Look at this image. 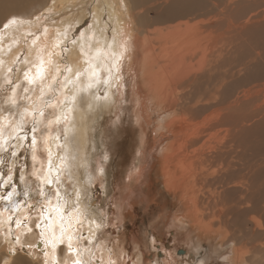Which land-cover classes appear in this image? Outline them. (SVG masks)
Returning a JSON list of instances; mask_svg holds the SVG:
<instances>
[{"label":"bare ground","instance_id":"1","mask_svg":"<svg viewBox=\"0 0 264 264\" xmlns=\"http://www.w3.org/2000/svg\"><path fill=\"white\" fill-rule=\"evenodd\" d=\"M145 2L146 0H134L132 4H129L128 0H0V85H3L5 88L13 86L5 84V77L10 78L14 83L20 84V87L16 89V94L17 103L22 106L20 108L21 111H23V107L28 105H25L22 99H18L24 95L23 88L25 87L35 89L30 94L31 99L26 100L31 105L32 110L30 113L34 107L35 109L42 108L45 102V96L42 99L40 98V82L37 81L35 85H29L23 77V70L31 67L34 73L35 66L39 63L40 59L45 61L46 70L59 68L63 72L66 66L72 69L71 72L66 73L67 76L71 77L72 82L67 84L63 89H56L57 100L61 103L55 108V112L56 115L61 117L66 115V119H62L61 122L64 125L66 124L67 127H71L69 126L70 124H76L79 127L78 131H82L84 136L80 137L81 142H71L72 138H70V142H65V133H63L58 135V141H54L52 131H45L41 127V131L44 132V140H38V142L43 143L46 154L48 149H51L52 158L57 167L60 165L59 157H63L64 167L60 175L61 193L65 199L78 206L86 218L94 222L88 235V239L92 241L91 244L87 245L88 251H84L86 241L79 243L82 258L90 259L91 264H97L98 261L99 264H119L120 259L125 260L129 256L134 257V262L131 261L132 259L130 260L134 264H173L172 261L177 264L180 262V260L178 261L175 257H172L171 250V252L163 250L165 235L159 241L160 249L163 250L162 253H165L164 255L162 253H150L146 249L144 251L143 242L142 240L140 241L135 230L129 233L126 232L124 233L125 235H120L119 238L114 240L112 245L100 243L98 229L105 227L107 218L96 214L94 206L89 202L92 195L87 193L89 191L83 188L84 184L81 186L77 185L74 188L72 184L74 182L69 180L74 178L76 181H79L78 179H91L92 176L90 177L89 174L85 176V170L94 164L101 166L100 159H96L97 156L92 155L93 151L100 147L101 142H98L97 139L100 135L101 137L103 136L105 141L103 145L106 148L100 150L101 152L99 153H103V155L107 154L108 148L111 147V143L109 142L110 129L112 130L116 126L120 128L121 119L124 120L122 109L126 101L129 108H131L130 106L133 107L132 104L136 96L141 101L139 117L137 115L138 118L136 116L134 118L131 112L129 114V123L130 121L132 123H139L140 117L143 120L142 125L139 126V130L131 132V134H134L135 142H130L128 150L129 152L135 151L139 155L138 160L141 163L142 170L141 172H135L126 176L130 180L129 182L126 183L124 181L121 187L117 185V189L114 185L111 193L107 192L108 195L110 194V200H108L107 204L115 199L111 210L108 208L110 215L117 216V220L121 222L122 218L132 217L133 212H136L137 203L151 202L153 205L156 202L152 193L148 199H143L141 195L144 192L143 189H151L150 184L152 183L149 180L150 172L145 171L150 162L145 163L146 159L144 155L148 154V148L143 142L144 138L147 137V130L143 123L147 124L149 120L147 118L149 116L147 109L149 103H151L150 99L157 100L159 109L165 114L164 118H161L157 122L156 128L152 129L151 134L154 135L158 133L159 128L170 129L171 132L174 128L173 119L177 115L176 110L188 107L195 98L202 99L201 95H207L208 100L216 101L217 103V98H219L218 103L223 104L229 90L226 88L223 80H220V72L219 75L217 74L218 81L213 83L211 87L205 88L202 93L198 92V88L200 87L199 82H201L199 79L207 77L211 71L204 69L217 59V55L214 54V50L212 49L215 47V40L218 38L213 37V35L210 36V34L208 38L203 37L208 28L211 29L216 25L215 20L199 21L198 24L192 25L193 27L191 28L185 24L186 28L182 27L183 29L172 25L175 28L171 29L170 26V34L163 33V30L150 31L143 25L142 18H139L135 14L136 8L138 6L144 7L143 4ZM27 10H31L26 16L29 18L23 20L13 18V16L19 17L18 14L27 12ZM192 11H194V8H187L188 13H185L186 17H190L186 21L188 24L193 17L191 16ZM10 15H12L10 19H15V22L8 24V27L5 28L4 25L8 21L6 17ZM3 16L5 19L2 18ZM201 16L205 15L201 14ZM220 16L221 14L219 18ZM231 27L233 36L237 35V39L239 40L244 39L242 38V34L244 36V33H239L241 30L239 27L234 24ZM198 29L203 34V38L199 37ZM141 34L143 39L140 37ZM248 34V40H250V32ZM152 35H155L157 38H152ZM217 43L221 44V41H217ZM227 46L229 47V45ZM239 49L237 48V50ZM219 51L221 50L219 49ZM248 51L251 52L250 50ZM249 52L248 54H250ZM112 54L118 57L119 67L118 69L113 67L110 78L107 75V70L110 66L116 64V61L112 58ZM245 54L247 55V52ZM241 55L246 56L244 54ZM262 55L260 51L256 52L254 50L255 59H260ZM225 59L224 61H226ZM237 61L240 62L242 60ZM163 62L165 65L162 67ZM243 63L246 62L243 61ZM224 64L222 61L219 66L214 67L212 73L222 70L220 66ZM236 65L242 66V64L239 65L238 63ZM90 68L95 69L97 76L95 77L96 82L92 83L91 87H88V84L92 82L91 73L89 72ZM8 69H12L13 71L9 72ZM77 69L84 73L79 79H76L73 75ZM247 71L248 73L251 72ZM242 74L244 75V72ZM52 75L56 76L61 82L65 78L63 75H58L54 70L52 71ZM246 75L248 77V74ZM249 77L250 83L252 77ZM195 79L197 80L195 81ZM130 80H135V84L131 85ZM187 83H190V87L187 86ZM50 84L52 88H56L53 81L46 80L44 83L45 92L50 91L52 93L49 89ZM5 90L3 89V91ZM182 93H185V95L181 96ZM178 94H181L179 95L181 96L180 98L186 99L182 104L178 99ZM0 97L3 100L4 94H1ZM88 98L90 100L87 106L85 102ZM228 98L230 99L228 100L227 108L224 110H221L223 109L221 108V111L217 113L213 112L214 115L212 116L211 114L208 119L204 120L198 130L182 128V131H180L174 128L175 130L171 132L178 142H169V144L176 143L180 150H185L195 144L193 136L197 139L214 127H228L223 129L225 143H223L218 152H213L214 154L209 153L207 156L199 154L195 157L200 165H218L216 172L211 169V171H214L211 174L212 176L210 175L211 177L206 178L209 176L208 171L199 173L198 175L201 177H197L198 175L196 171L194 172V168L191 171L194 172L192 177L180 176L178 178L176 176L177 179L175 178L173 183L169 175L165 177L164 181H167V185L162 193L171 199H174L176 194L182 199L185 197L187 199V202H183L186 205L187 212H185L186 220L183 218L182 223L192 227V229L195 226L202 230L200 236H196V240L192 239L191 234L188 232H186L183 239L177 240L175 238V241L173 240L176 242L175 244L180 242V245L186 249L183 252L180 251L183 255L187 254L185 258L181 259L183 260L182 264H220L218 262L219 254L214 252L209 253V249L206 250L208 251L207 254L209 253L208 258H196V255H199V251L201 250H199L201 242L211 237H217L220 240V247H223L228 242L233 244L231 249L232 257H229L232 264H264V158L247 156L245 153L248 151L243 150L241 144V135L244 131L248 130L246 123L256 118L264 119V83L254 85L245 91L243 100H239L238 95L234 96V92H231ZM100 100L103 103L102 107L104 109L108 107V111H110L108 119L107 115L103 114V108L94 106ZM160 100L165 103V106L161 104ZM65 103H68L69 107L73 106V109L66 108ZM91 104L94 107L91 108ZM199 105L196 104L198 108ZM2 106L5 109L8 107L6 103ZM79 106L81 107L80 109ZM83 106L85 110L81 111ZM94 108L97 110L95 114L92 111ZM205 108H208V105ZM165 109L166 112H164ZM49 111V108H45L46 116L50 114ZM231 111H233L234 115L229 114ZM226 112L228 114H224ZM13 113L14 115H12ZM12 114L10 116L7 110L0 112V125L7 127L9 119H18L15 110L12 111ZM134 114L136 113L134 112ZM91 115L94 121L90 119ZM190 115H192V112H189L187 116ZM50 118L54 119L55 117ZM106 131L107 133L105 134ZM121 132H125V129L122 128ZM191 133H193V136ZM36 135L39 137L40 132L38 131ZM71 136L73 137V135ZM161 138L163 140L164 137ZM29 143L30 138L22 140L20 146L15 149L17 157L12 158V161L8 162V167L13 169L14 182L17 184L18 191L22 190V185L19 182L21 167H23L26 179L29 178L28 174L32 169V151H27ZM158 143L160 145L165 144L164 142ZM56 144L62 147H57L55 146ZM11 150L10 148L9 151ZM170 152L172 151L169 150L168 153L170 154ZM161 157L164 160L168 158L165 155L157 156V158ZM78 163H82L81 170L83 175L80 178H78L80 173L77 171ZM46 165L47 163H45ZM0 171L6 172V169H0ZM156 176L161 178L159 175ZM229 185H234V187L230 188ZM203 186H207L209 190L201 192L202 188H204ZM7 190L10 189H0V191ZM84 191H87L86 194H83ZM32 195L35 194L32 193ZM85 196H87L85 198L87 199V203L83 204L82 200ZM71 198H74V200H71ZM17 199L23 198L17 197ZM26 214L27 209L22 206L21 218ZM2 217L3 215L0 216V220ZM133 218L136 219L135 216ZM4 222L0 221V228L6 227L4 226ZM96 224L100 227L97 228ZM175 225L170 223L168 227H174ZM18 231L23 239L25 235L22 233L26 234L27 229ZM85 231H88L87 221H85ZM149 235L151 236V242H155V237L157 239L161 237L157 227H153ZM114 236L115 234L112 237ZM28 238L34 239L32 235H28ZM3 240L4 236L0 233V242ZM125 240L126 244L124 243ZM149 245L153 249L156 246L154 244ZM58 252L59 257L62 256L64 258L67 255L64 246H61ZM193 255H195V258H193ZM5 259H8L9 264H11L10 257H5ZM72 259L73 257L69 255L66 264H72ZM227 259L224 256L222 262H227Z\"/></svg>","mask_w":264,"mask_h":264},{"label":"rangeland","instance_id":"2","mask_svg":"<svg viewBox=\"0 0 264 264\" xmlns=\"http://www.w3.org/2000/svg\"><path fill=\"white\" fill-rule=\"evenodd\" d=\"M254 1L255 0H233V1L232 0H146V2L143 4L144 7L138 6L136 8L135 14L138 15L139 18H142L143 25L145 27H147L148 30H150V31L151 30H161V31L163 30L162 32L166 33V34H170V31H169L170 26H171V29L175 28V27H172V25L176 26V27L178 26L180 28H182V27L184 28L185 24H187V27L190 26L189 28H191L194 26V24L195 25L198 24L199 21L205 22V21H209V20H213V21L215 20L214 22L216 25L213 26L211 29L208 28L205 31L204 36L201 33V31L198 29V32H199L198 35L200 38H203V37L208 38V35L210 34V36L213 35V37L219 39V40L218 39L215 40V42H216V43L214 42L215 47L212 49V50H214L213 51L214 54L217 55V59L215 62L211 63L210 65H208L204 69V70H211V71L207 77L199 79L201 82H199L200 87L198 88V92L202 93L205 90V88L211 87L213 83L218 81L219 78L217 77V74L219 75V73L221 72L220 80H223V83L226 84L225 85L226 88L229 89L227 92L226 98H225L226 100L223 104H221V103H218L219 98H217L218 101L216 103V101L208 100L207 95H205V96L201 95L202 99L195 98L191 102V105H189L188 107H183L180 110H176L177 115L173 119V122H174V128H176L177 130L182 131V128H185L187 130L190 128L198 130L204 120L208 119L211 114H212V116L214 115L213 112L217 113V112H220L221 110H224L225 108H227V103L229 102L228 100L231 98L230 97L227 99V97H228V95L231 94V92L232 93L234 92V96L238 95L239 100L240 99L243 100L245 91H247L248 89H250L254 85L264 83V74H263L264 73V67H263L264 66V0H256L255 2ZM213 6H215V7H213ZM187 8H194V11H192L193 13L191 14V16H193V17L189 21L190 22L189 24L186 21L190 17L189 18L186 17L187 15L185 14V13H188ZM30 11L31 10H27V12H23V13L18 14L19 17L13 16V18H15L17 20H19V19L23 20V19L29 18L26 16L30 13ZM201 14H204L205 16L202 17ZM220 14H221V16L219 18ZM6 15H8V14H6ZM4 16L2 18H4ZM252 16H253V19H252ZM10 18H12V15L6 17V19H8L7 23L9 22V20H12ZM15 19H13V20H15ZM233 24L241 29L239 31L240 34L244 33V36L242 34V38H244V39L239 40V39H237V35L233 36V33H232L233 30L231 29L232 28L231 26ZM253 28H255V29H253ZM204 29H206V28H204ZM251 29H252V34H251ZM212 30H213V32H212ZM249 32H250V40H248V38H249L248 33ZM205 34H207V35H205ZM140 37L143 39L142 34L140 35ZM226 37H228V38H226ZM152 38H157V37L155 35H152ZM223 38H225L226 40ZM245 38H247V39H245ZM217 41L218 42L221 41V44L217 43ZM143 43H144V40H143ZM216 44H217V46H216ZM227 45H229V47ZM231 48H234V49H231ZM237 48L238 49L240 48V49L237 50ZM148 49H150V48H148ZM219 49L221 51H219ZM223 49L225 50V52ZM248 50H250L252 52V54ZM254 50L256 52L260 51V53L263 54L260 59L254 58ZM229 52H231V53H229ZM235 52H238V53L235 54ZM246 52H247V55L245 54ZM248 52L250 54H248ZM231 54H232V56H230ZM239 54H240V56H239ZM241 54H244L246 56H243ZM237 55L239 56V58ZM219 56L223 57L224 59L226 58L225 59L226 61H224V59L220 58ZM240 59L242 61H240ZM249 59H251V60H249ZM220 60H222L223 63H225L224 64L225 66L221 65L220 67L222 68V70H218L219 72L216 71V72L212 73L214 67L219 66V64L222 62ZM237 60H239L240 62H238ZM243 61L246 63H243ZM237 63L239 65L242 64V66L236 65ZM255 64H256V66H255ZM163 65H165L164 62L162 63V67H163ZM13 67L14 66L12 64V68ZM231 67H235V68H231ZM246 69L249 70V72L251 71L250 72L251 75H249L250 73H248V71ZM254 69H255V71H254ZM253 71L256 74L252 73ZM243 72H244V75L242 74ZM246 74H248V77L250 76L249 78L252 77V79L250 80V83H249L248 77H246L247 76ZM132 75H134V74H132ZM209 78H211V79H209ZM213 78H214V80H213ZM253 78H254V80H253ZM197 79H198V77H197ZM197 79H195V81ZM129 82L131 85L135 84V80H130ZM187 86L190 87V83H187ZM5 91H3V89H0V95L4 94ZM48 92H45L46 93V95H44L45 101H50L52 104H55L56 100H57L56 91H55L54 97H53V93H50V91H48ZM200 93H198V94H200ZM133 94H134V88H133ZM179 95H181V94H178V96ZM184 95H185V93H182L181 96H184ZM181 96H179L178 99H179L180 103L182 104V102L186 99L180 98ZM18 99H20V98H18ZM0 100H1V97H0ZM89 100H90V98H88L87 101L85 102V104L87 106L89 105V104H87L89 102ZM150 100H151V103H149V107L147 109L148 114H149V116L147 118H149V120H148L147 124L143 123L144 127L147 130V137L144 138L143 142H144V145H146L148 148V154L144 155V158L146 159L145 163L150 162V164H148V166L146 167L145 171L150 172L149 180L152 183L150 184L151 189H149V188L146 190L143 189L144 192L141 195H142L143 199H148V198H150L151 193H152V195L155 197V200H156V202L153 205L151 202L150 203L140 202L139 204L137 203L136 212L135 211L133 212L132 217L126 218V219L122 218V222H121V221L117 220V216L110 215V210L113 206L112 204L114 203L115 199H114V201L112 200L107 204L108 200H110L109 199L110 194L108 195L107 192L109 191L111 193L114 185H115L116 189H117V185L119 187H121V185L123 184L124 181L126 183L130 181L127 179L126 176H128L132 173H135V172H141V170H142L141 163H139V160H138L139 155H137V153L135 151L129 152V150H128L130 142H135L134 141V134H131V132L134 130L135 131L139 130V126L142 125V120H143L140 117L139 123H136V122L132 123L131 121H130L131 124L129 123L130 112L134 116V118H135V116L137 117V115H138V117H139V115H140L139 112H140L141 101L138 99L137 96L135 97L134 102L132 104L133 107L130 106L131 108H129L127 101H126V104L122 109V114H123L124 120L121 119L122 123H121L120 128L118 126H116V127H114V129H112V130L110 129V133H109L110 140H109V142L111 143V147L108 148L107 154L103 155V153H99V152H101L100 150H104L106 148V146L103 145V143H105L103 136L101 137V135H100V137L97 139V141L101 142L102 144L100 143V145H99L100 147L96 148L93 151L92 155H96L97 156L96 159H98V158L100 159L99 161H101V166H96V164H94L90 168L85 170V172H84L85 176L89 174L90 177L92 176L91 179L90 178L88 180L78 179L83 175L82 170H81L82 163H78L77 164V166H78L77 171L80 173V175L79 176L77 175L78 176L77 179L79 181H76L75 178L69 179V180L74 182V183H72L74 188H76L77 185L81 186L82 184H84L83 188L88 190L89 192H87V191L86 192L89 193L90 195H92V198L90 199L89 202L94 206L93 208L96 210V214H98L99 216H103V217L107 218L105 227L98 229L99 230L98 236H99V242L100 243L112 245L114 243V240L116 238H119L120 235H125L124 233H126V232L129 233V232L135 230L140 241L142 240V242H143L142 244L144 245V248H143L144 251L146 249V251H148L150 253H157L158 254V253H162L163 250L164 251H170L171 250L172 252L171 251L170 252H171L172 257H175L178 261L180 260V262H178L177 264H182L183 260H181V259L185 258L187 254L183 255L180 253V251L182 252L186 249H185V247L180 245V242L178 244H175L176 242H174L175 241L174 239L176 238L177 240L178 239L181 240L186 235V232H188L191 234L192 239L194 238L196 240V238L200 236V233L202 232V230L195 227V226L192 229V227L182 223L183 218H184V220H186L185 212H187V208H186V205L183 204V202H185V201L187 202V199H186V197L184 199L180 198L178 196V194H176V196H174V199H171L167 195H164L162 193V191H164L166 189V185H167V181L166 182L164 181L166 179L165 177L167 175H169L170 179L172 180V183L174 182L176 176L178 178L180 176L192 177V175L194 174L195 171H196L197 175L201 172L204 173L205 171H208L209 176H207L206 178L211 177L212 176L211 174H213L214 171L216 172L218 170L217 169L218 165H214V166H212V165L208 166L207 164L200 165V163H198V161L195 159V157H197L199 154H204L205 156H207V154H209V153L218 152V150L223 145V143H225V139H224L225 133H224L223 129L225 127L226 128H228V127L227 126H225L224 128H223V126L222 127H214L212 129H210L209 132L199 136V138H197V139L194 138L193 133H191L193 136V139L195 141V144L192 147L186 148L185 150H180L176 143L169 144V142H178V140L174 137L173 133H171L173 130H175L174 128L172 129L171 132H170V129L166 130L165 128L164 129L159 128V131L157 134H154V135L151 134L152 129L156 128V125L158 124L157 122L161 118H164L163 116L165 114L161 111V109H159V107L157 105V100H154V99H150ZM22 101L25 102L24 103L25 105L28 104L25 107H27L28 109L30 107V110H29V113H30V111L32 110L31 105L28 102H26V100H22ZM160 102L162 105L165 106L164 102H162L161 100H160ZM102 104L103 103L100 100L94 106L101 107V109H102L103 108ZM196 104H200L199 108H198V106H196ZM65 105H66V108L73 109L72 108L73 106L69 107L68 103H65ZM206 105H208V108H205ZM94 106H92V104H91V108ZM44 107H45V102L42 105V108L45 110ZM48 108L50 109L49 113H51L53 111V108L52 107H48ZM80 108L81 107L79 106V109ZM221 108H223V109H221ZM34 109H35V107L33 108V110ZM23 110H24V107H23ZM84 110L85 109L83 106L81 111H84ZM103 110H104L103 114L107 115V119H108L110 116V111H108V107L106 109L103 108ZM92 111L94 114L97 113V110L95 108ZM134 112L136 114H134ZM164 112H166V109ZM189 112H192V115L187 116ZM224 114H228V112H226ZM229 114H233V111L229 112ZM12 115H14V113ZM31 119H32V117H31V113H30V115L27 117V120L29 122L25 125V130H28L31 127ZM90 119L92 121H94V118L92 115H91ZM107 119H105V120H107ZM250 121H249V123L248 122L246 123V125H247L246 127L248 128V130L243 132V134H242L243 136L241 135V139H242L241 144L243 146V150L248 151L245 154L249 157L252 156V158H264V119L256 118V119H252ZM256 121H257V123H256ZM69 126H71V127H67L66 124L64 125V123H62V122H60L59 124H55L53 126V130H52V133H53L52 137H53L54 141H58V135L59 134L65 133L64 134L65 135V138H64L65 142L69 141L70 138H72L70 140L71 142H81L80 137L84 136L82 131H78L79 127L76 126V124H74V125L70 124ZM122 128L125 129V132H121ZM45 131H47V130H45ZM106 133H107V131L105 132V134ZM70 134L73 135V137ZM29 135L31 136V133ZM30 136H29V138H30ZM161 137H164L163 140ZM79 138H80V140H79ZM112 139H114V140L111 141ZM152 142H153V145H152ZM158 142H164L165 144L160 145V143H158ZM13 143H15V142H13ZM55 146L58 147V144H56ZM217 146H219V147H217ZM37 147L38 148H37L36 152H37L38 159H37L36 163L38 164L41 161H43L44 164L47 163V154L45 152V146L43 145L42 142H38ZM215 147L218 149H216ZM29 149L30 148H28L27 151L31 152L32 150L31 149L29 150ZM75 149H76V147H75ZM248 149H250V150H248ZM136 150H138V149H136ZM169 150L172 151V152H170V154L168 153ZM158 155H165L168 158H167V160H164V158H162V157L157 158ZM150 165H152V166H150ZM201 166H202V169H201ZM192 168H194V172H191ZM207 169H209V170H207ZM211 169L214 171H211ZM99 170L100 171L102 170V171L100 172ZM69 171H70V168H69ZM97 171H99V172H97ZM65 175H67V174H65ZM111 175H112V177H111ZM156 175H159L161 178H158ZM197 177H201V176L198 175ZM32 179L34 180L35 178L32 177ZM126 180H128V181H126ZM203 187L204 188H202L201 192L202 191L206 192L208 189L207 186H203ZM229 187L233 188L234 185H229ZM86 192L84 191L83 194H86ZM87 196L83 197L84 198L82 200L83 204L87 203V199H85ZM72 199L74 200V198H71V200ZM8 215H9L8 213H4L2 219L0 220L3 222L5 221L4 226H6V227L8 225V223H6L7 222L6 220H8L7 219ZM133 216H135L136 219H134ZM257 219H259V218H257ZM170 223L176 224V225L174 227H170V226L168 227V225ZM6 227H4V228H6ZM153 227H157L159 233L161 234V237H159L158 239L155 237V242H151V240H150L151 236L149 235V233L151 232ZM121 228H122V230H121ZM162 229H163V231H162ZM164 229H165V232H164ZM175 231H177V232H175ZM162 233H163V235H162ZM22 234L25 235L24 233H22ZM114 234H115V236L112 237ZM28 235H31V234H28ZM163 236L165 237V240H164V246H163V250H162V249H160L161 247H160L159 241L162 240ZM219 242H220V240L217 237H211L210 239H206L203 242H201L202 248H200L201 246H199V250L200 249L201 250L199 251V255H196V258L197 259H203V257L208 258V254L214 252V253L219 254L218 262L220 264H222V263L223 264H227V263L232 264L230 258L232 257V250L231 249L233 247L232 246L233 244L231 242H228V243H226L227 245L225 244L223 247H220ZM124 243L126 244V240L124 241ZM149 244H151V245L154 244L156 246L153 249L152 247H150ZM173 245H174V247H173ZM208 249H209V253L207 254L208 251H206V250H208ZM162 254L164 255L165 253H162ZM224 256H225V258H228L226 260L227 262H225V263L222 262V259L224 258ZM59 258L61 260H63L62 256H60ZM135 258H136V256H135ZM193 258H195V255H193ZM207 258H205V259L207 260ZM130 260L133 261L134 257L129 256V258H125V260L120 259L119 264H134ZM172 263L175 264L173 261H172Z\"/></svg>","mask_w":264,"mask_h":264},{"label":"snow or ice","instance_id":"3","mask_svg":"<svg viewBox=\"0 0 264 264\" xmlns=\"http://www.w3.org/2000/svg\"><path fill=\"white\" fill-rule=\"evenodd\" d=\"M128 3H134V0H128ZM14 22V20H10L4 27L7 28L8 24ZM112 58L116 61V64L110 66L107 70V75L110 78L113 67L117 69L119 67L118 57L112 54ZM53 70L58 75L65 77L63 82L52 75ZM8 71L12 72L13 70L8 69ZM71 71L72 69L67 66L63 72L59 68L46 70L45 61L40 59L35 66L34 73L32 68L29 67L23 70V77L29 85H35L37 81L40 82L39 93L42 99L45 95L44 83L46 80H51L56 85V88H52L51 84L49 85L54 97L57 88L63 89L72 82L71 77L66 75ZM89 72L91 73L92 82L88 84V87H91L92 83L96 82L97 73L92 68L89 69ZM73 75L76 79H79L84 73L77 69ZM4 82L13 86L5 88L0 85V89H6L3 100H0V112L7 110L11 116L12 111L15 110L18 119H9L7 127L0 125V169H6V172L0 171V189H10L0 191V216L4 213L9 214L7 220L9 226L0 228V233L4 236V240L0 242V264H9V260L5 257L11 258V264H66L69 255L73 257L72 264H91L90 259L82 258L79 243L86 241L84 251H88L87 245L92 243L88 239V235L94 222L86 218L81 209L65 199L61 193L60 175L64 167L63 157H59L60 165L57 167L49 148L47 151V165L45 166L43 161L38 166L36 163L38 159L36 152L38 140H44V132L41 131V127L50 132L53 130L54 123L59 124L62 119H66V115L61 117L56 115L55 112V108L61 102L56 100V103L52 104L50 101H45V108H53V111L47 116L43 108L34 109L31 112V127L25 130V125L29 122L27 117L30 113L27 107L20 111L22 106L17 103L16 89L20 87V84L14 83L8 77H5ZM34 91L33 88L25 87L23 88L24 95L19 98L30 100V94ZM5 103L8 105L7 109L2 106ZM50 117L55 118L51 119ZM38 131L40 132L39 137L36 135ZM30 133L28 147L32 149V169L28 174L29 178L26 179L23 167H21L19 182L22 185V190L18 191L17 184L14 182L13 169L8 167V162L17 157L15 149L20 146L22 140L29 139ZM58 147L62 146L58 145ZM9 148L12 150L9 151ZM32 177L35 179L33 180ZM32 193L35 195H32ZM17 197L23 199H17ZM22 206L27 209V214L21 218ZM85 221L88 222L87 232L85 231ZM96 227L99 228L100 226L96 224ZM21 229H27L23 239L18 231ZM28 234H31L34 239H29ZM61 246L65 247L67 253L63 260L59 258L58 252ZM97 264H99V261Z\"/></svg>","mask_w":264,"mask_h":264},{"label":"crops","instance_id":"4","mask_svg":"<svg viewBox=\"0 0 264 264\" xmlns=\"http://www.w3.org/2000/svg\"><path fill=\"white\" fill-rule=\"evenodd\" d=\"M183 252V251H182Z\"/></svg>","mask_w":264,"mask_h":264}]
</instances>
